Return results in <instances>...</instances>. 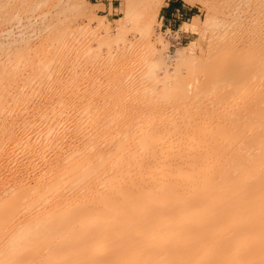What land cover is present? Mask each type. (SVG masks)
Returning <instances> with one entry per match:
<instances>
[{
	"label": "bare ground",
	"instance_id": "bare-ground-1",
	"mask_svg": "<svg viewBox=\"0 0 264 264\" xmlns=\"http://www.w3.org/2000/svg\"><path fill=\"white\" fill-rule=\"evenodd\" d=\"M218 1L196 69L58 14L0 55V264H264V0Z\"/></svg>",
	"mask_w": 264,
	"mask_h": 264
},
{
	"label": "rangeland",
	"instance_id": "rangeland-1",
	"mask_svg": "<svg viewBox=\"0 0 264 264\" xmlns=\"http://www.w3.org/2000/svg\"><path fill=\"white\" fill-rule=\"evenodd\" d=\"M155 1L135 0L133 14L123 20L125 0H84L79 5L73 4L72 0H0V55L8 51L16 53L21 43L40 29L45 17L58 14L63 20L88 31L100 26L110 28L106 41L117 37L118 32L124 35H131V31L138 35L147 32L154 38L163 39L166 47L159 44L158 48L163 49L164 59L172 62L173 68H199L215 47L219 1L207 0L211 12L200 2L191 4L185 0H173L182 10L165 20L164 6L169 1L166 0L157 16L145 22V12L152 10ZM210 15L212 19L206 23ZM88 16L94 19L92 25L88 24ZM100 33L105 36L104 31Z\"/></svg>",
	"mask_w": 264,
	"mask_h": 264
},
{
	"label": "crops",
	"instance_id": "crops-1",
	"mask_svg": "<svg viewBox=\"0 0 264 264\" xmlns=\"http://www.w3.org/2000/svg\"><path fill=\"white\" fill-rule=\"evenodd\" d=\"M181 10L182 9L180 5L173 2V0H169L164 6L165 15L163 16V18L165 20H168L169 18H171L173 15H175L177 12H180Z\"/></svg>",
	"mask_w": 264,
	"mask_h": 264
}]
</instances>
